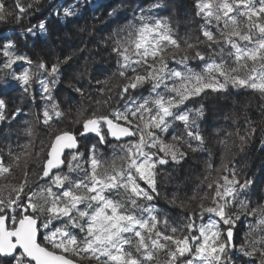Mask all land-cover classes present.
<instances>
[{
	"label": "snow or ice",
	"instance_id": "6c2138e0",
	"mask_svg": "<svg viewBox=\"0 0 264 264\" xmlns=\"http://www.w3.org/2000/svg\"><path fill=\"white\" fill-rule=\"evenodd\" d=\"M44 6V0H0V23L22 25ZM165 6L154 0L132 8V19L103 40L117 57L112 76L96 79L93 88L84 64L66 84L75 96L63 101L53 90L76 52L54 62L39 54L34 60L17 50L16 40L0 41V70H8L4 90L11 87L10 77L35 100L38 84L45 102L36 125L19 126L26 143L0 145V179L13 176L14 168L22 173L18 183L0 185V191L8 188L0 195V264H264V203L252 206L255 179L235 163V150L244 152L258 133L264 137V0H193L191 17L183 21L159 17L157 10ZM79 7V0L47 4L60 19L76 16ZM109 7L107 16L119 19L123 3ZM196 18L199 27L181 35V23ZM47 31L40 20L21 27L19 35ZM170 61L180 67H170ZM191 61L201 70L189 67ZM149 85L147 96L136 95ZM229 85L258 94L261 120L245 116L242 129L215 140L232 153L217 166L201 130L205 105L188 103ZM22 114V107L10 108L0 96V124ZM37 125L47 130L38 150ZM93 137L95 143L81 151L82 141ZM101 145L112 148L110 160L102 158ZM205 151L204 171L181 178L178 170L190 155ZM161 185L174 186L170 197L163 196L182 216L173 219L153 203ZM189 186L193 194L182 197ZM249 217L237 244L238 224Z\"/></svg>",
	"mask_w": 264,
	"mask_h": 264
},
{
	"label": "trees",
	"instance_id": "16d2710c",
	"mask_svg": "<svg viewBox=\"0 0 264 264\" xmlns=\"http://www.w3.org/2000/svg\"><path fill=\"white\" fill-rule=\"evenodd\" d=\"M55 5L75 4L76 0H57ZM154 0H79L80 7L77 15L66 19H60L56 16L54 9L47 8L48 0H44V7L40 12H35L32 16L26 17L21 24L0 23V41L4 37L12 38L17 41V50L22 54L31 56L34 60L37 55H42L46 60L55 61L56 57L61 59L70 53L76 52L73 61L62 67L63 79L53 90V95L57 101H63L71 93L66 87L67 81L77 70L84 64H87L89 72L93 78V88L96 87L95 80H104L111 77L116 69L117 57L111 52L110 47H106L103 43L105 37L117 27L118 24L123 25L132 19V8L147 7L149 3ZM166 5L164 8L157 10L156 14L159 17L171 16L173 20H184L185 17H191L193 11V0H162ZM118 3H123L124 8L119 19L110 18L107 12L110 10L109 5L115 6ZM61 9V15H62ZM138 11V7H137ZM98 17L99 19H95ZM40 20H46L48 31L46 34L38 35L37 37L29 36L27 39L20 36L21 27H28L32 24H37ZM199 18H196L191 24L181 23L180 34L184 35L186 31H195L199 27ZM94 26V27H93ZM84 28V31L81 29ZM82 49V51H77ZM27 67V65H24ZM170 67L179 68L180 65L170 61ZM195 71H200L202 65L198 61H191L189 64ZM19 71L18 66H14ZM8 70H0V96L9 100V107L12 108L19 105L23 108V114L14 122L0 124V145L11 143L13 148L17 144L23 145L27 138L19 134V126L24 121H29L36 125V116L44 107V101L40 98V87L38 84L33 85L34 91L37 93L36 99L33 100L31 96H24L15 81L8 78L11 87L6 90L3 88V78ZM83 84L88 83V76L85 75L82 80ZM147 88L137 92L136 95H148ZM78 98V97H77ZM205 105V118L201 122V130L209 138L210 146L212 147V157L217 166L220 165L221 160L232 158V153L226 152L222 146L216 145L215 140L225 139L227 134L235 132L238 128L245 126V116L251 117L257 123L260 122V105L261 101L258 94L253 93L248 89L232 88L231 85L226 91L222 93L208 92L200 98H196L193 102L188 103V107H199L200 104ZM246 106V107H245ZM56 126V125H54ZM61 127L63 125H60ZM182 129V125H179ZM177 129L170 130L165 134L168 138ZM46 129L43 125H37L38 138L34 140L36 150L40 147L41 139H46ZM5 137H8L6 140ZM231 139H235L232 137ZM260 134H257L255 141H253L244 152L236 151L235 163L237 167L241 168L244 173L255 179V184L250 190L249 199L252 206L255 207L258 203H264V148L261 146ZM127 142V141H124ZM95 143V139H85L81 144V151H84V146L89 148L91 144ZM115 143V142H114ZM102 158L110 160L113 155L110 146L101 145L99 149ZM6 155V154H5ZM209 158L207 151L190 155L186 163L180 168L179 174L181 178L184 176L196 177L204 171L203 161ZM34 169V165L31 166ZM171 171V167L167 169ZM13 176L6 180L0 179V185L16 184L22 178L21 169L14 168ZM173 185H161L162 195L154 200L153 203L173 219L183 215V210L173 207L164 199L163 194L167 192L169 197L174 191ZM8 188H3L0 195H7ZM191 186L187 192L181 191L180 195L191 196ZM243 219V218H242ZM252 220L251 217L243 223L238 224V231L236 235L237 244L240 243L247 231V225ZM199 223V220H197Z\"/></svg>",
	"mask_w": 264,
	"mask_h": 264
},
{
	"label": "water",
	"instance_id": "95a60500",
	"mask_svg": "<svg viewBox=\"0 0 264 264\" xmlns=\"http://www.w3.org/2000/svg\"><path fill=\"white\" fill-rule=\"evenodd\" d=\"M91 139H94V137H93V138H91ZM109 139H112V138L110 137ZM124 141H127V139L125 138V140H124ZM113 142H115V141H113Z\"/></svg>",
	"mask_w": 264,
	"mask_h": 264
},
{
	"label": "rangeland",
	"instance_id": "374dc122",
	"mask_svg": "<svg viewBox=\"0 0 264 264\" xmlns=\"http://www.w3.org/2000/svg\"><path fill=\"white\" fill-rule=\"evenodd\" d=\"M54 2H55V4H57V2H58V1H57V0H55ZM54 2H53V4H54Z\"/></svg>",
	"mask_w": 264,
	"mask_h": 264
},
{
	"label": "flooded vegetation",
	"instance_id": "af4514ba",
	"mask_svg": "<svg viewBox=\"0 0 264 264\" xmlns=\"http://www.w3.org/2000/svg\"><path fill=\"white\" fill-rule=\"evenodd\" d=\"M55 0H52V3L54 2ZM54 4H55V2H54Z\"/></svg>",
	"mask_w": 264,
	"mask_h": 264
}]
</instances>
